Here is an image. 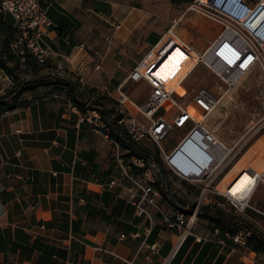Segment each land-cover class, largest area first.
I'll use <instances>...</instances> for the list:
<instances>
[{"label":"crops","instance_id":"1","mask_svg":"<svg viewBox=\"0 0 264 264\" xmlns=\"http://www.w3.org/2000/svg\"><path fill=\"white\" fill-rule=\"evenodd\" d=\"M154 1L40 0L49 5L47 39L62 55L65 71L57 72L49 60L40 64L38 75L72 79L78 70L87 81L78 85L84 100L87 95L100 100L92 88L119 84L136 55L165 31L147 32L139 47L128 49L140 24L156 13ZM61 90L0 113V264H252L253 258L264 256L251 244L252 251L241 257L230 250V241L223 247L212 240L198 241L195 234L208 236L214 226L206 219V227L193 228L180 241L179 229L158 222L161 213L150 204L156 224L146 241L158 242L159 248L151 252L143 247V237L131 234L146 226L145 217L135 213L123 185H108L113 179L127 183L120 176L113 137L80 121L81 111L65 88ZM99 104L110 112L105 102ZM118 146L128 149L119 141ZM173 184L168 186L171 192L182 206L188 205L181 195L191 190ZM215 198L209 195L203 204L217 205L220 200ZM157 203L168 213L179 208L163 194Z\"/></svg>","mask_w":264,"mask_h":264},{"label":"built area","instance_id":"2","mask_svg":"<svg viewBox=\"0 0 264 264\" xmlns=\"http://www.w3.org/2000/svg\"><path fill=\"white\" fill-rule=\"evenodd\" d=\"M220 1L193 0L188 6V9L203 13L220 27L217 35L202 51L180 36L174 29L179 19H172L158 40L143 53L140 61L133 65L119 84L113 88L109 85L92 88L96 97L104 96L116 105L115 115L110 113V116L116 117L118 134L130 142L141 144L148 139L154 144L156 158L166 172L169 187L174 185L173 179L194 186L197 194L192 204L184 205L185 209L178 208L173 213L160 208L157 203L161 195L156 186L157 163L152 159L145 160L135 152L130 153L128 149H119L118 141L110 135L113 125L105 120L98 107L86 105L85 112L79 115L80 121H88L97 127L115 145L120 176L127 183L113 179L108 185H123L135 213L145 217L146 226L141 231L135 230L131 236L141 235V245L151 252L158 251L159 243L146 241L156 224L147 207L149 204L161 213L158 222L167 228L179 229L180 241L192 234L199 205L206 202L209 195L220 199L218 206L228 204L234 214L250 222L253 220L264 229L260 222V219H264V208L252 201L256 188L264 187V166L261 169L253 165L246 168L251 181L237 193L230 190V184L226 181L237 160L257 138L264 136L260 135V129L264 127V93L260 124L250 133L241 135L233 144L219 138L207 123V116L219 104V98L212 90L198 87L193 90L188 103L184 99L188 91L184 82L199 64H204L227 86L256 67L264 85V0H226L223 5ZM48 8L49 5H42L40 0H0V12L9 13L13 19L16 35L12 46L18 60L24 63L30 56L35 63L42 65L51 60L55 70L63 73L62 55L50 46L47 39L48 28L52 24L47 14ZM1 74L7 79L6 86L10 87L12 78L0 67ZM72 76L77 85L83 86L87 82L78 70ZM129 80L147 83L149 90L142 102H138L124 88ZM179 87L184 92H179ZM175 128H181L183 132L169 141L167 136ZM194 236L198 241L212 240L221 247L230 241V250L239 251L241 257L252 251V234L243 228L231 232L222 231L214 225L208 236ZM252 264H264V256L253 258Z\"/></svg>","mask_w":264,"mask_h":264},{"label":"rangeland","instance_id":"3","mask_svg":"<svg viewBox=\"0 0 264 264\" xmlns=\"http://www.w3.org/2000/svg\"><path fill=\"white\" fill-rule=\"evenodd\" d=\"M192 1L193 0H155L153 3L156 4L157 2V6L154 12L157 13L159 11V13H149V19L144 21V24L142 23L143 25L140 24L141 27L138 28L139 31L133 36L132 45H129L128 49L139 47L145 39L143 38V34H146L147 32L157 34V29H161L162 31L166 30L171 24L172 19H179L174 25V29H176L186 42L191 43L195 49L201 51V49L208 45V42L217 35L220 27L215 21L205 16L203 13L188 9V6ZM225 1L226 0H221L220 4L223 5ZM0 14L3 18L2 20H5L7 24L10 23L13 26V20L9 19L7 14ZM14 34L16 35V30ZM8 36L7 28L0 22V50L4 57L6 56V64L9 66L8 70L4 69V71L9 78H12L13 84L10 85V87H15L25 78L38 75L41 65L35 63L30 57L24 61V63H21L12 46L14 37ZM104 39H106L105 35ZM108 45L109 43L107 41L105 49ZM149 47L145 48L142 53L136 55L134 63L140 61L143 53ZM120 65L122 66L123 63ZM6 82L7 79L1 74L0 93L10 89L9 86H6ZM184 86L188 90L184 97L185 103L189 102L193 90L198 87H207L219 98L217 108L207 116V123L212 131L226 143H235L241 135L250 133V131L260 124L263 109L262 95L264 93V85L260 76V71H258L256 67L250 69L247 73L239 77L231 86H227L221 82L219 76L204 64H199L191 71V74L184 82ZM124 88L135 96L138 102L143 101L145 94L149 90L145 81L133 82L129 80V82L124 85ZM56 90L62 91L59 87L54 88L43 84L38 88L25 90L24 94H21L19 99L26 103L29 99L37 97L42 93L55 92ZM82 90L84 91L85 89L82 88ZM178 90L179 92H184L182 87H179ZM87 98L89 102H105L111 115H115L116 105H114L113 100L104 96H101L100 100L89 98L88 95ZM103 98L104 100H101ZM182 132L183 130L181 128H175L167 136V139L171 141L172 139H175V137L181 135ZM260 132V135H264V127L260 129ZM140 145L149 148L151 153H154L155 156L157 155L154 144L148 139H144ZM248 153L250 154L248 155ZM237 161L236 165L227 175L226 181L229 184L236 181L239 177L241 178L238 180V183L248 179L247 175L240 173L242 168H247L251 165L261 168L258 166L264 164V136L257 138ZM173 180L176 185H183L187 190H191L192 193H183L181 198L185 202L192 204L197 194L194 190V186L186 181ZM215 200H217V198H215ZM252 201L258 204V206L264 208L263 186L256 188ZM224 206L230 208L228 204H224ZM196 221L197 222L193 226L194 230L202 229L209 224V222L205 221V219L199 215ZM251 222L264 231L263 227L258 223L253 220ZM260 222L264 225V219H260Z\"/></svg>","mask_w":264,"mask_h":264},{"label":"trees","instance_id":"4","mask_svg":"<svg viewBox=\"0 0 264 264\" xmlns=\"http://www.w3.org/2000/svg\"><path fill=\"white\" fill-rule=\"evenodd\" d=\"M173 1H186V0H173ZM2 13V12H0ZM0 14V22L4 25V27L8 30V37L15 38V27L10 23L7 24L5 20H2ZM13 38V40H14ZM154 43V42H153ZM152 43V44H153ZM28 56L26 60L29 58ZM31 58V57H30ZM25 60V61H26ZM7 58L2 54L0 50V67L4 70H8L9 66L6 64ZM48 85L52 87L65 88L67 92V96L69 100L77 106V108L81 112H85L87 109L86 105L95 106L101 109V113L105 120H107L110 124H112V131L110 135L117 139L120 144L126 148H128L131 152H135L136 154L142 156L145 160L152 159L157 163L156 170V178H157V188L161 194L171 203L168 197V192H166L167 178L166 172L163 168H161V163L158 162L154 153H151V150L147 147H144L138 143L130 142L126 137L118 134V126H115V118L110 116V112L106 109V107L100 105L97 101L87 102L83 98V92L78 89L77 83L71 78L59 76V75H47L40 74L36 76H32L29 78H25L20 81L18 85L15 87H10V89L5 90L3 93H0V113L6 110H10L12 107L24 104L25 102L20 101V95L24 94L27 89H35L40 87V85ZM86 102L88 104H86ZM175 201L182 206L181 199L172 192ZM172 204V203H171ZM198 215L203 217L207 221L211 222L213 225H217L221 230H229L231 232H235L238 228H243L249 230L252 234L250 244L252 249L257 251H264V231H262L256 224L245 220L241 215L234 214L232 211L228 210L225 207L217 206L213 203L201 204L199 205ZM234 226V227H232Z\"/></svg>","mask_w":264,"mask_h":264},{"label":"bare ground","instance_id":"5","mask_svg":"<svg viewBox=\"0 0 264 264\" xmlns=\"http://www.w3.org/2000/svg\"><path fill=\"white\" fill-rule=\"evenodd\" d=\"M175 67H176V65H175ZM249 154L250 153H248V155ZM263 166H264V164L261 165V166H258V167H261L262 168ZM255 167H257V166H255ZM261 168H258V169H261ZM240 173H243V174L247 175L248 176V179H246V180L241 181V182L238 183V180L241 178V177H239L236 181L230 183V190L233 191L234 193H237L238 191H240L241 188H243L245 185H247L251 181L250 175H248V173L246 171V168H242V170L240 171Z\"/></svg>","mask_w":264,"mask_h":264},{"label":"water","instance_id":"6","mask_svg":"<svg viewBox=\"0 0 264 264\" xmlns=\"http://www.w3.org/2000/svg\"><path fill=\"white\" fill-rule=\"evenodd\" d=\"M166 192H168L169 200L171 201V203H172L174 206L179 207L180 209H185L183 206H181L180 204H178V203L175 201V199H174V197H173V194H172L171 190L169 189V187H167Z\"/></svg>","mask_w":264,"mask_h":264},{"label":"snow or ice","instance_id":"7","mask_svg":"<svg viewBox=\"0 0 264 264\" xmlns=\"http://www.w3.org/2000/svg\"><path fill=\"white\" fill-rule=\"evenodd\" d=\"M179 55V54H178ZM243 66V65H242Z\"/></svg>","mask_w":264,"mask_h":264}]
</instances>
